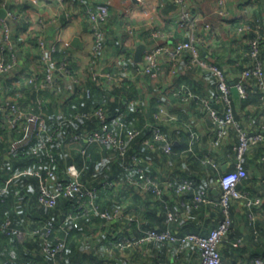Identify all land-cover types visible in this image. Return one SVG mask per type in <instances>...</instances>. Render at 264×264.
Returning a JSON list of instances; mask_svg holds the SVG:
<instances>
[{
    "label": "crops",
    "instance_id": "1",
    "mask_svg": "<svg viewBox=\"0 0 264 264\" xmlns=\"http://www.w3.org/2000/svg\"><path fill=\"white\" fill-rule=\"evenodd\" d=\"M186 3L190 15L187 20H182L181 8L174 0H0V12L4 8L6 12L20 14L11 22L19 64L0 80L3 98L13 99L27 109L45 113V108H51L55 115H62L70 99L78 91L81 96V92L88 89L86 82L93 79L95 69L99 76L96 84L103 91L105 98L101 101L105 100L106 108L110 102L128 104L131 114L137 117L129 120L130 125L154 122L156 112L161 109L158 122L172 145L178 147L173 154L142 149L146 155L144 171L163 187L160 196L129 182L116 158L106 150L104 152L101 145L90 149L88 160L97 158V161L79 165L81 177L87 182L98 180L100 175V178H112L113 184L99 193L98 202L111 209L121 208L127 215L106 224L97 214L71 218L68 221L70 236L61 264L200 262V252L192 244L177 255L173 243L148 242L126 247L117 243L123 237H138L147 227L206 234L221 217L216 203L220 193L218 177L221 172L234 167L233 146L237 134L231 128L219 144L214 142L216 133L203 101L209 100L214 107H221L215 77L193 63L188 51L175 58L163 52L159 56L157 74L151 75L143 69L144 55L154 46L163 44L171 48L193 37L201 55L215 59L225 70L229 84H233L240 76L248 46L236 35V23L246 20L257 26L264 64V0H224L223 4L219 0H187ZM101 4L107 5L108 15L98 24L104 37L102 48L95 52L93 22L87 8L96 9ZM221 9L225 11L224 15L220 13ZM38 33L46 37L47 44L57 45L55 58L58 61L66 56L76 81L60 78L54 85L41 89L22 88L31 75H44L36 44ZM64 41H69L70 46H65ZM140 43L146 48L139 63L134 54ZM231 94L235 117L250 132L261 130L264 100L258 104L245 103L232 89ZM190 131L199 135L192 149ZM263 155L264 142H260L243 157L249 176L239 187L250 197H260L262 201L249 208L243 198L233 201L232 229L219 246L222 260L227 264H253L255 258L264 262ZM63 156L73 159L68 146ZM7 162L11 165L10 172L14 162ZM133 175L136 172L128 171V177ZM183 178H192L194 187L178 191L177 184ZM20 185L29 189L30 194L27 182ZM197 195H202L205 200L197 201ZM63 202L65 206L58 208L61 212L67 208L65 199ZM38 207L30 195L21 221L29 226L45 221L47 216L41 214ZM168 210L175 213L171 221L166 219ZM238 237L240 243L235 247L232 242ZM37 248L38 244L32 242L29 251L34 253ZM46 261L40 260L38 264H49Z\"/></svg>",
    "mask_w": 264,
    "mask_h": 264
},
{
    "label": "built area",
    "instance_id": "2",
    "mask_svg": "<svg viewBox=\"0 0 264 264\" xmlns=\"http://www.w3.org/2000/svg\"><path fill=\"white\" fill-rule=\"evenodd\" d=\"M174 1L181 8V19L187 20L190 15L186 7L187 0ZM219 2L223 4L224 0H219ZM87 12L90 20L93 22L94 50L97 52L103 46L104 37L98 24L106 19L108 8L106 4H101L97 6L96 9L89 6ZM220 13L224 15L225 11L221 9ZM17 18V14L9 10L6 12V16L0 18V49L2 52L0 55V80L3 76L15 70L19 64L11 27V22ZM235 31L236 35L246 41L248 48L244 52L245 58L251 59V62H244L240 76L233 84H229L225 70L215 59L204 58L201 55L199 46L193 37L180 41L171 48L163 44L150 48L144 55L143 64L145 72L156 75L159 56L163 52H167L175 58L184 51H188L190 60L193 63L197 64L202 69L210 71L215 77L218 88V101L221 103V107H214L209 100L203 101L204 108L212 121L216 133L214 142L215 144H219L231 128L234 129L237 134V141L233 146L236 157L234 167L225 172H221L218 177L220 193L216 203L221 210V218L206 234H198L195 232L178 233L169 227H147L143 230L142 234L136 238L131 239L129 237H123L122 240L117 242L119 246L126 247L132 244H145L148 242H159L161 244L173 243L176 245V254L178 255L188 244H192L197 247L200 252L199 264H227L222 260L219 246L223 236L228 232L232 223L231 205L233 201L243 198L244 204L248 208L261 203L262 200L260 197H250L248 193L243 192L239 186L240 183L249 176L248 170L243 164V157L251 147L264 141V123L261 130L254 132L247 130L235 117L231 98L232 86L237 88L240 97L246 95V85H253L259 88L264 94V64L260 58L261 34L257 26H254L253 23L246 20L236 23ZM36 44L40 52L39 58L44 75L42 78H39L37 74L31 75L27 79L29 83H32L37 89H40L44 86L54 85L60 78L77 80L70 68L66 56L60 61L55 58V52L57 50L56 44H47L46 37L42 33L36 35ZM64 45L70 46V42L64 41ZM5 51L6 54H4ZM98 77V73L94 69L92 71V78L97 80ZM161 111L160 109L156 112L154 122L146 124L151 126L152 140L146 138L144 142L151 145L154 149H161L164 152L170 153L172 152V142L158 122V120H161ZM76 115H78V113ZM84 115L88 118L94 116L96 118V126L84 131L83 134H74L72 138H83L87 142L96 141L112 146L117 150V154L124 160L125 169L131 171L133 168H136L138 172L136 178L131 176L128 177L129 182L142 190L150 191L158 196L162 195V185L144 171L143 159L136 153L130 155L127 153L128 145L135 136L140 133V130L135 128L124 129L123 125L119 123V132H113L108 122V112L102 106ZM0 118L6 122L7 128L11 130V132L21 129L24 133L20 138L13 137L9 146V153L28 144L33 134L36 136L38 135V144L33 149L34 153L45 145L43 138H41L39 134L45 127L44 116L41 111L27 109L13 99L3 98L0 93ZM189 135V144L192 149V146L198 141L199 135L195 131H190ZM50 157L53 162L56 160L52 154H50ZM127 157H129L128 160ZM262 159L264 160V155ZM211 163L214 164L213 161H211ZM23 171L26 173L28 172L27 169ZM46 172L47 175L44 178H40V192L38 196L39 202L43 205L52 207L56 204L58 196L72 195L76 198L80 215L98 214L107 223L113 219L121 218V216L126 217L127 214L123 213L121 208L108 210L99 207L96 203L97 186L85 184L81 180L80 171L74 163H70L66 166V177L64 178H57L53 170L48 169ZM33 173L41 176L40 171L37 169L33 170ZM103 184L110 186L113 184V181H104ZM194 185L195 182L192 178H183L177 184L176 189L178 191H184L194 187ZM5 189L6 185H0V197ZM195 199L197 201L205 200L202 195H197ZM72 217L71 214H68L60 223H49L34 227L29 230L28 236L41 237L43 242V247L41 248L42 253L55 258L61 254L65 248L66 236L69 234L67 223ZM174 218L175 213L168 210L166 219L171 221ZM128 219H132V216H128ZM1 229L6 235L15 234L18 240L27 237V232L13 226L11 220L8 218L2 224ZM56 229H61L63 235L56 236L55 242L50 243L48 237L52 235ZM20 264L34 263L32 261H23ZM253 264H263V262L260 258H255Z\"/></svg>",
    "mask_w": 264,
    "mask_h": 264
},
{
    "label": "trees",
    "instance_id": "3",
    "mask_svg": "<svg viewBox=\"0 0 264 264\" xmlns=\"http://www.w3.org/2000/svg\"><path fill=\"white\" fill-rule=\"evenodd\" d=\"M19 15L20 14H17L18 17ZM244 61L251 62V59L246 57ZM39 78L42 77L39 76ZM96 83L97 81L94 79H91V81L88 80L86 82L88 89H86L84 92H81L82 93L81 96L78 95L79 91L77 90L78 91L77 95H74L70 99L69 105L65 109L64 114L55 115L52 112L51 108H45L44 111L45 113L41 111L44 116L45 127L40 131L39 134L40 137L43 138L45 145L43 147H40L36 153L33 152V149L38 144V137H37L38 135L36 136L35 134H33L30 137V141L28 144L17 148L12 153H9L8 150L13 137L20 138L24 133L22 132L21 129L11 132V130L7 128L6 122H4L2 118H0V185H6L5 191L0 197V263L1 264H20L23 261H32L34 264H38L40 260L46 261V259H47L46 262H48L49 264L50 263L57 264L58 262L61 264L63 262L62 256L64 250L67 248V243L70 236L69 234L66 236V245L63 252H61V254H59L55 258H52L42 253L41 248L43 247V242L41 240V237L28 236L30 229L49 223H53V224L60 223L61 221L64 220L65 216L68 213L71 214L73 217L83 216L79 214L78 203L76 202L75 196L72 195L58 196L56 204L52 207L45 206L39 202L38 196L40 192V178H44L47 175L46 171L48 169L53 170L57 178L59 179L64 178L66 177L65 168L70 163H74L78 169H79V165L81 166L82 163L84 162L96 163L97 158H91V160H88V152L90 149L92 148L94 149V147H97V145H101L103 147V151L106 150L116 158V161L120 165V170L124 171L125 173L124 175L127 174L126 178L128 180V171L125 169L124 160L117 154V150H115L112 146L106 143H101L96 141L87 142L83 138L81 139L72 138V135L83 134L84 131L96 126V118L94 116L88 118L84 115L85 113L92 112L97 107L102 106L108 112V122L113 132L115 133L119 132V123L123 125L124 129H130V128L139 129L140 133L137 136H135V138L128 145V149H127L128 155L136 153L144 160L146 155L145 153H143L142 150L143 148L151 151L159 150V149H154L151 145L144 142L146 138L152 140L151 126L146 125L147 122L145 123L144 121L140 123H136L134 125H130L128 123L129 120H135L137 119V117H134V115L131 114V111H129L130 110L129 105L126 103L110 102V104H108L106 108L105 100L101 101V99L105 98L103 91L98 87ZM25 87L34 88V90L35 89L37 90V88L32 83L29 82H25V83L23 82L22 88L25 89ZM78 89L80 90V87ZM231 98H232V94H231ZM242 98L245 100V103L258 104L263 102L264 94L259 88H256L255 86L246 85V95ZM77 113L78 115H76ZM66 146L70 148L71 154H73V159H71L70 156L68 158H65L63 156ZM177 148L178 147L172 145V152L170 153L173 154L177 150ZM160 151L162 150L160 149ZM50 154H52L56 159L54 162L51 160ZM5 156L9 157V159L5 158ZM128 159L129 157H127V160ZM9 160L14 162L12 165L13 169L10 172H8V170L11 165L7 162ZM24 169H27L28 172L27 173L24 172L23 171ZM36 169L40 171L41 176L33 173V170ZM129 172H136V175H133L134 176L133 178L137 177L138 172L136 168H133ZM100 176L98 180L87 182L81 177V172H80L81 180L85 184L97 186L96 203L99 205V207L101 209L114 210L98 202L99 193L101 191H104L108 187V185L103 184L104 181H113L112 178L101 177L102 178L101 179ZM23 182H27V184L30 185L31 188L30 194H29V189L27 190L26 188L20 187L21 186L20 184ZM30 195H32V199L36 200V203L39 206L38 211L47 217L45 221L36 222L35 224L29 226L24 224L21 220L23 218L24 213L27 211ZM64 199L67 204L66 205L67 208L65 209L66 210L69 209V210L66 211L64 209L61 212L60 209L58 208L65 206L64 205L65 202H63ZM89 216L90 214L83 217L88 218ZM7 218L11 220V224L13 226L18 227L24 230L25 232H27L26 234L27 237H25L22 240H18L15 234L6 235L2 231L1 226ZM55 218H60V219L57 221V219ZM102 221L103 224L107 223L103 218ZM232 225H233V219L230 228L228 232L223 236L221 243L232 229ZM186 232H192V231H186ZM62 235L63 232L61 231V229H56V231L53 232L52 235H49L48 241H50V243H54L55 237ZM31 241L34 242L35 244H38V248L34 253L33 251L32 252L29 251V247L32 244ZM239 241L240 239L238 237L232 242V245L237 247V245H239L240 243Z\"/></svg>",
    "mask_w": 264,
    "mask_h": 264
},
{
    "label": "water",
    "instance_id": "4",
    "mask_svg": "<svg viewBox=\"0 0 264 264\" xmlns=\"http://www.w3.org/2000/svg\"><path fill=\"white\" fill-rule=\"evenodd\" d=\"M0 13H1V17L6 16V9L3 8ZM76 42L77 41H75L73 43H76ZM145 48H146V45L145 44H141V43L138 44V46L136 48V51H135V54H134L135 61H137L139 63L141 62V57H142V54H143ZM231 89H232L233 92H235V94L238 93V90H237V88L235 86H232Z\"/></svg>",
    "mask_w": 264,
    "mask_h": 264
}]
</instances>
